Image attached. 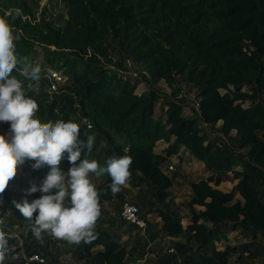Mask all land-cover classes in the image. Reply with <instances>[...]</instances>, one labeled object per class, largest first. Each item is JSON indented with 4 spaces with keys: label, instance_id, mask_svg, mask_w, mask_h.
Instances as JSON below:
<instances>
[{
    "label": "trees",
    "instance_id": "trees-1",
    "mask_svg": "<svg viewBox=\"0 0 264 264\" xmlns=\"http://www.w3.org/2000/svg\"><path fill=\"white\" fill-rule=\"evenodd\" d=\"M63 2L66 19L58 26L46 19L45 9L36 19L26 0H0V17L22 33L16 42L17 56L27 58L29 64L38 63L40 56L41 76L53 70L67 77L62 87L65 92L51 100L39 92L27 95L39 104L36 117L42 123L57 119L77 123L79 140L94 136L89 159L102 166L110 157L130 156L131 176L126 185L149 187L159 203L168 198L172 187V178L163 173L162 166L183 148L211 176L191 184V218L186 231L193 246L189 240L174 243L172 264L178 259V264H236L230 258L239 249L251 252V245L216 250L214 242L226 234L223 228L264 237V0ZM15 10L20 13L15 14ZM116 56L119 58L114 61ZM124 56L140 63L155 84L163 79L174 96L180 93L177 78L194 86L198 111L194 108L185 115L180 101L167 102L164 120L155 117L160 95L153 88L137 95L140 82L133 84L119 76L126 71ZM21 67L18 65L11 75L26 85L28 79L20 74ZM220 121L222 136L202 128V123L213 128ZM2 123L9 132L10 122ZM158 141L168 143L163 154L154 152ZM33 163L26 160L22 165L33 179L43 182L49 167L33 169ZM59 167L66 173L71 164L65 158ZM238 167L241 170L234 172L238 182L233 191L224 193L210 185L218 184ZM102 176L103 183L96 187L100 205L122 200L121 191L112 194L110 176ZM6 191L7 187L2 193ZM235 192L243 203L234 201ZM195 205L203 206V211L197 212ZM15 211L18 224H29L28 238L35 240L33 222L17 208ZM159 215L167 236L182 235L179 220L168 212ZM102 221L101 211L96 225ZM94 235L86 250L102 249L91 255L90 264H127L128 251L113 235L101 228L94 229ZM6 239L3 264H14L10 247L15 241ZM35 254L36 250L28 252V256ZM258 255L252 252V257Z\"/></svg>",
    "mask_w": 264,
    "mask_h": 264
},
{
    "label": "rangeland",
    "instance_id": "rangeland-1",
    "mask_svg": "<svg viewBox=\"0 0 264 264\" xmlns=\"http://www.w3.org/2000/svg\"><path fill=\"white\" fill-rule=\"evenodd\" d=\"M26 1L31 8L32 15L36 19L41 17V13L45 9L44 16L46 19L55 22L58 26L64 24L67 9L63 0ZM113 58L115 61L119 57L116 56ZM40 59L41 57L39 56L36 61L39 63ZM122 59L124 60L126 71L119 73V76H122L133 84L140 82L135 89L137 95L149 91L150 88H153L160 95V99L155 106V117L164 120L165 111L167 110L165 104L167 102L180 101L185 115H190L192 110L196 108L198 91L194 86L185 84L177 78L176 87L180 90V93L174 96L172 94L173 89L169 88L163 79L155 84L149 79L148 75L143 74L145 72L144 67L140 63L135 62L127 56H124ZM38 63L33 61L31 65L37 66ZM34 83L28 80L26 85H23L26 95L30 92H35L29 87L30 84ZM38 83V92L48 100H51L54 95H60L65 92L60 87L57 93H50L48 79L45 75L41 76ZM221 125L222 122L220 121L213 128L206 130L212 135L221 136ZM8 133L4 128V124L0 122V134L7 136ZM234 135L235 132H232L230 137L233 138ZM228 141L232 143L231 140ZM167 147L168 143L158 141L153 149L155 153L163 154ZM179 153V155H173L167 158L166 163L162 166V170L169 164H173L175 167L174 172L167 174L172 178V187L168 190L169 196L163 203L158 202L155 198L154 191L149 187L133 188L126 185L120 190L123 196L122 200L115 199L112 202L100 205L103 221L95 225L94 229L101 228L109 232L121 246L127 249V264H165L168 259H171L169 264H172L174 259L170 256L171 254L168 250L174 247V243H185L189 240L190 234L186 230L191 218L189 210L192 196L191 184L208 179L211 173L205 169L202 163L197 162L188 155L183 148L180 149ZM240 170L241 168L238 167L225 175V177H222L218 184L212 182L210 185L224 193L231 192L238 182L234 179V172ZM89 178L96 187L102 184L104 180L103 176L96 177L91 173L89 174ZM32 184H35L39 188L42 182L33 179L29 175L28 170L23 165H20L16 176L8 183L6 193L1 194L0 219L4 223L0 225V231H3L6 237L14 239L15 241L13 246L10 247V252L12 253L10 258L11 262L14 264H24V261L29 258L28 252L36 250L45 259V264H90L89 259L91 255L101 250V247L87 251V243L84 241H81L79 245L69 244L67 241L56 239L47 233H42L35 240L28 238V233L30 232L29 224L24 223L23 225H19L14 214L16 212L15 203H21L25 198L34 201L41 197L40 191L32 194L28 193L27 190ZM57 191H52L51 193L55 194ZM234 201L243 203L242 197L237 192H235ZM125 202L132 203L139 208L140 216L147 220V228L145 231L137 230V228L130 227L128 224L122 222L120 212ZM194 209L197 212H201L203 211V206L195 205ZM161 211L168 212L180 221L183 229L180 237H169L162 231V219L159 215ZM222 230L226 234L214 242L216 250L223 251L226 247L240 248L242 245H251V252L239 249V252L230 258L231 263L264 264V237L257 235V238H253L243 231H230V228L228 229L226 227ZM190 243L193 246V242L190 241ZM252 252L259 255L252 257ZM237 258L239 259L237 260ZM179 261L178 259V263H180Z\"/></svg>",
    "mask_w": 264,
    "mask_h": 264
},
{
    "label": "clouds",
    "instance_id": "clouds-1",
    "mask_svg": "<svg viewBox=\"0 0 264 264\" xmlns=\"http://www.w3.org/2000/svg\"><path fill=\"white\" fill-rule=\"evenodd\" d=\"M22 33L14 30L9 22L0 17V122H10L8 135L0 134V193L7 187L26 160L35 161L33 169L48 166L50 171L38 188L35 184L29 194L40 191L43 195L29 203H15L22 216L33 222V234L42 233L79 245L96 238L94 228L101 215L99 192L90 181L89 174L111 178L113 195L120 192L130 180L132 158L128 155L113 156L102 166L89 159L94 145V136L79 140L80 126L71 121L57 119L42 123L36 117L39 104L26 95L23 82L11 73L18 65L20 74L35 82L29 87L39 91L41 68L18 57L16 42ZM65 153L67 156L65 157ZM67 159L71 167L65 173L59 167ZM52 189H57L55 194ZM38 213L33 220V214ZM4 221L0 219V225ZM8 251L6 234L0 231V264Z\"/></svg>",
    "mask_w": 264,
    "mask_h": 264
},
{
    "label": "built area",
    "instance_id": "built-area-1",
    "mask_svg": "<svg viewBox=\"0 0 264 264\" xmlns=\"http://www.w3.org/2000/svg\"><path fill=\"white\" fill-rule=\"evenodd\" d=\"M19 13H20V11L15 10V14H19ZM7 15H8V13H7ZM27 18L22 17L23 20L27 19ZM28 19L30 20V18H28ZM143 74L146 75L145 72ZM45 76L48 79V89H49L50 93H57L59 88L63 87L67 82V77L58 71L49 70L45 74ZM230 89H232V88L230 87ZM221 92L224 93L223 91H221ZM195 109H196V111H198V104H196ZM83 123L86 124L87 129L92 128L91 124L89 122H86L85 119H83ZM202 128L208 129L209 125L202 123ZM162 171L165 175H167L168 173L174 172L175 167L173 164H169L166 167H164V170H162ZM120 218H121L122 222L128 224L129 226H134L135 228H137V230L145 231L147 228V220L140 216L139 208L132 203L125 202L123 204V206L121 208V212H120ZM168 251H169V253H175L174 247L170 248ZM30 263L45 264V259L43 257H41L39 254H35L33 256H29V258L24 261V264H30Z\"/></svg>",
    "mask_w": 264,
    "mask_h": 264
}]
</instances>
